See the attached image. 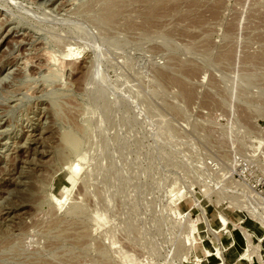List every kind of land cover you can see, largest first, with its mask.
I'll use <instances>...</instances> for the list:
<instances>
[{
  "label": "rangeland",
  "instance_id": "rangeland-1",
  "mask_svg": "<svg viewBox=\"0 0 264 264\" xmlns=\"http://www.w3.org/2000/svg\"><path fill=\"white\" fill-rule=\"evenodd\" d=\"M251 183L264 0H0V264H264Z\"/></svg>",
  "mask_w": 264,
  "mask_h": 264
},
{
  "label": "bare ground",
  "instance_id": "bare-ground-1",
  "mask_svg": "<svg viewBox=\"0 0 264 264\" xmlns=\"http://www.w3.org/2000/svg\"><path fill=\"white\" fill-rule=\"evenodd\" d=\"M254 228V227H253ZM260 240L262 241V243L264 242V237H262V236H260ZM232 241H234V240H232ZM215 250V249H214ZM213 250V251H214ZM206 251H207V253L209 254V253H211L210 254V256L212 257V249L208 246V247H206ZM210 257V258H211ZM218 257H219V253L218 252H215V254H214V258L213 259H210L209 260V263L210 264H219L218 262ZM263 259H264V257H263ZM237 260H240V261H243L245 264H251V262H250V260H249V256L245 253V252H241V253H239L238 255H237V257L235 258V260H234V264H237L235 261H237Z\"/></svg>",
  "mask_w": 264,
  "mask_h": 264
},
{
  "label": "built area",
  "instance_id": "built-area-1",
  "mask_svg": "<svg viewBox=\"0 0 264 264\" xmlns=\"http://www.w3.org/2000/svg\"><path fill=\"white\" fill-rule=\"evenodd\" d=\"M239 172H241V171H243L241 168H243V167H241V165H239ZM238 172V173H239ZM242 175V174H241ZM244 176V175H243ZM251 189L253 190V191H258V193L260 194V196L262 197V198H264V186H259V185H257V184H254V183H251ZM263 209V208H262ZM263 213H264V209H263Z\"/></svg>",
  "mask_w": 264,
  "mask_h": 264
}]
</instances>
